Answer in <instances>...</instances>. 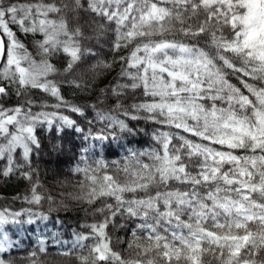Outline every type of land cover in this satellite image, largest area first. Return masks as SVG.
Here are the masks:
<instances>
[{"label":"snow or ice","instance_id":"obj_1","mask_svg":"<svg viewBox=\"0 0 264 264\" xmlns=\"http://www.w3.org/2000/svg\"><path fill=\"white\" fill-rule=\"evenodd\" d=\"M101 38L108 59L85 44ZM87 59L89 78H78ZM117 64L85 132L61 111L85 115L62 86L90 91ZM36 91L55 103L37 105ZM141 119L157 126L155 146L110 162L93 158L95 143L81 148L68 195L99 219L71 248L50 253L41 242L22 264H264V0H0V176L28 180L26 202L56 203L33 181L38 126L72 128L103 148L143 131L129 123ZM20 216L0 211V254L19 247L4 226Z\"/></svg>","mask_w":264,"mask_h":264},{"label":"trees","instance_id":"obj_2","mask_svg":"<svg viewBox=\"0 0 264 264\" xmlns=\"http://www.w3.org/2000/svg\"><path fill=\"white\" fill-rule=\"evenodd\" d=\"M85 32L86 35H92L87 27H85ZM30 41L31 37L25 41V43L29 44V47H31ZM85 44L93 47L100 53L98 58L108 59L111 57L107 38H101L99 43L93 39L86 41ZM120 54H123V52ZM93 62L94 59H87L84 64L79 66L77 71L81 75L78 78H89L87 74H84V69L87 64ZM53 63L62 69L65 65V60L55 58ZM119 67V64H117L112 72L108 76L99 79L96 82L95 88L90 91L81 92L73 87L62 86L61 91L64 98L72 104L84 108L85 115L81 117L78 114L71 113L67 109H62L61 111L75 120L85 132L89 128L88 121L94 117L91 105L96 103L97 97L100 95V89L116 75ZM56 79H62V77H56ZM232 82L239 86V82L235 79ZM33 99L37 105L55 103L53 98L39 91L33 93ZM15 102V97H13L10 103ZM113 102L110 100L98 105V107L107 109L112 106ZM125 102L126 104H130L136 101L129 98ZM40 110L39 107L34 108V111ZM44 110L52 111L53 109L47 108ZM129 123L131 126L143 131H139L134 137L121 138L110 143L105 142L103 148L99 142L91 140L86 142L83 136L72 128L66 127L59 133L55 126L41 125L36 128L35 134L40 141V148L35 149L31 154V168L36 170L33 173V181L36 180L38 174L41 187L37 191L45 197L51 195L56 203L51 204L47 199H44L38 205L30 204L24 200L25 196L30 195L31 184L28 180L20 177L18 172L9 177L0 176V211L7 209L9 213L19 212L21 216L17 219L22 221L19 224H8L4 228L11 231L22 230L23 232L16 241L19 247L13 248L8 253L0 254V256L5 260H14L16 264H22L20 258L27 255L33 249H38L41 242L50 253H54L58 247L71 248L73 244L71 238L75 236L74 234L88 232V229L83 227V225L90 224L94 219H99V217H93L90 214V210L86 211V209H89L87 204L77 202L69 197V193L78 192L77 184L81 179L72 170L80 160L82 146L95 143V156L93 158L103 156L109 162L119 160L128 148L144 149L155 146L152 140V132L157 127L156 125L145 122L143 119L130 121ZM102 127L103 124L97 122L92 125V130L93 132H97ZM172 131L176 130L173 129ZM6 163V160H0V170L3 169ZM25 170H28L27 167ZM44 217L47 218L45 219ZM29 219L32 220V223L26 224V226L23 225ZM123 235L122 231L114 233V236ZM86 243H91V241H87ZM58 259L61 261V264H76L75 260L69 258L61 257Z\"/></svg>","mask_w":264,"mask_h":264},{"label":"rangeland","instance_id":"obj_3","mask_svg":"<svg viewBox=\"0 0 264 264\" xmlns=\"http://www.w3.org/2000/svg\"><path fill=\"white\" fill-rule=\"evenodd\" d=\"M26 224H29V223L25 222V224H23V225L26 226ZM5 226H7V225H5ZM36 228H37V225H36ZM4 230H6V229L4 228ZM6 231H7V234L9 235V237H10L14 242H16V241L20 238V236L22 235L21 233H23L22 230H16V231L6 230ZM45 237H46V236H45ZM74 239H75V236H73V237L71 238L72 241H74Z\"/></svg>","mask_w":264,"mask_h":264}]
</instances>
